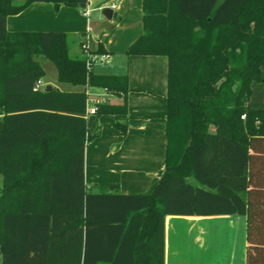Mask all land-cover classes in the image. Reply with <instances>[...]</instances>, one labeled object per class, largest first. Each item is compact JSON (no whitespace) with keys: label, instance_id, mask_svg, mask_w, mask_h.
Masks as SVG:
<instances>
[{"label":"trees","instance_id":"16d2710c","mask_svg":"<svg viewBox=\"0 0 264 264\" xmlns=\"http://www.w3.org/2000/svg\"><path fill=\"white\" fill-rule=\"evenodd\" d=\"M35 2L88 0H0L1 264H164L166 216L225 215L247 217V264H264V0H142L125 54L167 59L165 168L150 194L87 191L85 145L100 117L125 135L128 79L88 71L76 36L9 32ZM37 57L83 91L36 90ZM87 88L123 101L89 121Z\"/></svg>","mask_w":264,"mask_h":264},{"label":"crops","instance_id":"0c3cea01","mask_svg":"<svg viewBox=\"0 0 264 264\" xmlns=\"http://www.w3.org/2000/svg\"><path fill=\"white\" fill-rule=\"evenodd\" d=\"M112 1L88 0V17L81 9H56L52 3L35 2L19 14L8 16L6 29L76 36L77 46L72 50L75 55H82L81 34L87 35L93 44L100 43L110 55V64L92 71L97 75L127 77V115L120 117L127 129L121 135L115 128V119H98L93 130L96 136L85 145V186L90 193H108L116 185L121 194H150L165 168L167 59L125 54L143 33L142 0H120L109 22L96 20V10L109 7ZM37 60L40 62V58ZM43 71L39 80L41 90L83 91L82 87L60 83L56 69L51 78ZM89 92L94 94L92 99L103 96L109 104L119 105L123 101L121 96L105 95L101 89ZM164 235V264H247L246 216H166ZM225 235L233 243L232 252L223 257L220 242Z\"/></svg>","mask_w":264,"mask_h":264},{"label":"built area","instance_id":"2783aa9c","mask_svg":"<svg viewBox=\"0 0 264 264\" xmlns=\"http://www.w3.org/2000/svg\"><path fill=\"white\" fill-rule=\"evenodd\" d=\"M120 0H113L109 6V8L114 12L117 10V3ZM85 16H89V10L84 9L83 11ZM80 50L82 53V56L85 58V66L88 71L93 69V66L95 63H109L110 62V55L107 53H97V43H92L91 40L88 38L87 35L83 38L81 45H80ZM40 81H37L35 84V89L36 90H41L40 89ZM92 88H87L85 90L87 100H86V113H85V118L89 120L90 117H93L98 109V105L102 103H106L105 99L103 96L101 98H96L92 99L94 97L92 92H89V90ZM102 90V89H101ZM104 91V90H102ZM105 95H108L105 93ZM242 119H244V116H241Z\"/></svg>","mask_w":264,"mask_h":264},{"label":"rangeland","instance_id":"374dc122","mask_svg":"<svg viewBox=\"0 0 264 264\" xmlns=\"http://www.w3.org/2000/svg\"><path fill=\"white\" fill-rule=\"evenodd\" d=\"M102 9L103 8L96 10V12L93 15H96V20H102L104 23H107L109 21L104 19L103 15L101 14ZM37 58H40V64H41L42 68L45 69L48 77L51 78L55 72V68H54L53 64L50 61L44 59L43 57H37ZM108 64H110V63H103V64L102 63H95L93 66V70H98L99 68L104 69V67L107 66ZM92 91L97 92V91H100V89L99 88H92ZM1 180H2V177L0 176V186H1ZM220 243L222 244V247H223V249L221 250L222 256L226 257L228 255V253L232 252L231 251L232 247L230 246V244H232L233 241H231V238H229V236L225 235V236H222ZM0 264H1V257H0Z\"/></svg>","mask_w":264,"mask_h":264},{"label":"water","instance_id":"95a60500","mask_svg":"<svg viewBox=\"0 0 264 264\" xmlns=\"http://www.w3.org/2000/svg\"><path fill=\"white\" fill-rule=\"evenodd\" d=\"M101 14L103 15L104 18L110 20L113 16V11L110 8L106 7L101 10Z\"/></svg>","mask_w":264,"mask_h":264}]
</instances>
